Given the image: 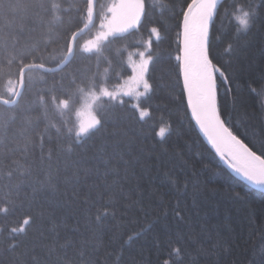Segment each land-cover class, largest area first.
<instances>
[{
    "label": "snow or ice",
    "instance_id": "6c2138e0",
    "mask_svg": "<svg viewBox=\"0 0 264 264\" xmlns=\"http://www.w3.org/2000/svg\"><path fill=\"white\" fill-rule=\"evenodd\" d=\"M90 5L92 17L95 4L92 0H86L88 17ZM71 7L69 4L65 10L62 2L56 0H0V55L6 58L7 64L15 62L18 65L20 87V91H17L9 81L6 92L0 94V162L9 165L6 172L9 180L19 172L21 179L17 188L24 185L31 188L34 194L58 192L72 206L75 217L69 226L66 220L57 222L52 213L45 216L42 211L39 217L29 215L23 223L32 226L33 238L22 240L20 234H27L25 228H12L0 242V264H124V244L134 242L145 232L152 231L153 224L127 234L126 240L122 241L121 234L113 230L109 222L117 218L123 221L134 210L145 218L150 214L155 215L157 220L169 215V209L162 202L158 204V215L154 209L151 213L145 210L144 188L140 178L133 182L137 174L130 172L128 161H124L121 168L110 155L103 152L89 156L80 151L86 139L91 140L109 125L114 126L111 135H119L120 130L115 127V122L120 119L118 110L125 105V97L155 94L154 84L149 82L150 68L156 59L151 36L154 34L156 41L165 38L166 18L177 20V37L181 44L176 56L180 61L176 84L180 86L181 93L176 99L186 95V107L191 110V118L203 131L215 154L244 179L264 188V126L258 130L255 126L251 130L245 126L243 131H237L235 122L229 123L231 118L223 114L220 90L221 87L225 93L230 90L228 81L231 77L228 68L220 63L215 53L219 36L213 33V24L219 14L220 0H169L166 11L159 17L155 16L145 0H121L119 5L108 8L112 15L110 18L104 17L108 20L107 31L90 41V46H84V52L98 54L101 51L99 41H110V38L118 40L133 29L139 30L143 24L149 25L150 34L147 50L137 52L140 62L133 68L134 75L123 86H113L111 90L98 75L84 77L79 67L74 66L78 33L73 30ZM61 11H65L66 20L57 17ZM239 11L244 15L242 23L250 31L264 20V0H260L259 5H241ZM9 13H12L11 17ZM53 20L65 26L62 36L55 33L64 41V54L56 60V67L45 68L44 63L35 62L39 48L32 38L37 28L47 25L50 39L45 43H55L56 40L51 39ZM227 52L233 55L236 49L229 44ZM28 57H32V60L26 63ZM228 63L231 64V61ZM37 68L51 74L52 79L49 81L46 76L41 77L42 87L33 90L31 85L26 86L25 71ZM83 95H89L98 102L103 115H94L87 125L81 124L77 129L70 113ZM158 99L167 107L166 101L172 98ZM51 110L68 116V120L59 124L48 122L47 116ZM147 114L140 109V117ZM41 123L45 125L43 129L39 128ZM29 131L34 133V140L27 139ZM159 135L164 137L163 128ZM20 140H25L23 147L19 144ZM20 153L27 161L25 164L17 159ZM201 166L206 167L202 162ZM181 174H184L183 180ZM161 175L164 180L160 187L154 189L153 197L165 186V181L177 192L182 188L187 190L191 184L192 203L197 204V197L201 193L195 160H189L182 150H178L167 160L157 163L153 179ZM81 182L83 190L79 186ZM171 213L178 224L187 226L188 231L177 227L179 234L175 239L171 236L166 240L157 238L154 245L156 251L167 257L161 264H200L201 258H210L211 264H225L231 255L230 247L218 233L214 235L204 224H201L199 232L196 231L192 216L198 215V211L181 208L180 201L176 200ZM2 235L3 230H0ZM131 264L142 262L133 259ZM147 264H151V261ZM253 264L257 262L253 261ZM258 264H264V249L260 250Z\"/></svg>",
    "mask_w": 264,
    "mask_h": 264
},
{
    "label": "trees",
    "instance_id": "16d2710c",
    "mask_svg": "<svg viewBox=\"0 0 264 264\" xmlns=\"http://www.w3.org/2000/svg\"><path fill=\"white\" fill-rule=\"evenodd\" d=\"M56 2H62V8L65 10L68 9L69 4L72 6L73 30L78 33L74 66L79 67L80 74L84 77L96 74L99 79L106 81V86L109 88L122 83L131 74L127 55L130 51L143 48L144 43L150 38L149 25L143 24L139 30L133 29L130 34H125L118 40L110 38V41H104L100 45L101 51L98 54H89L84 52L80 45L94 37L101 27L102 15L108 14V8L115 5L117 0H94V21L87 30H83L90 20L87 15L86 0H66V2L56 0ZM145 3L155 16L159 17L166 11L169 0H145ZM244 4L259 5L260 0L224 1L213 24V33L219 36L215 53L220 63L228 68L231 77L228 81L230 90L227 93L223 87L220 90L223 114L231 118L229 123L235 122L237 131H243L245 126L249 130L253 126L257 130L264 126V20L258 22L250 31L247 30L242 23L244 15L239 11L240 6ZM244 10L247 11V8ZM11 15L12 13H9L10 17ZM57 17L67 19L65 11L57 13ZM164 23L167 29L163 33L165 38L156 41L154 34L151 36L156 59L153 67L150 68L149 82L154 84L156 91L154 95L149 94L138 101L141 108L149 111L148 114L144 118L140 117L134 100L125 97V105L118 110L120 119L115 122V127L120 130L119 135L112 136L114 126L109 125L91 140L86 139L80 149L89 156L100 152L110 155L113 162L121 168L124 167V161H128L130 172L137 174L133 177V182L140 178V184L144 188L145 210L151 213L154 209L158 215L160 202L169 209V215L166 218L161 216L158 220L155 215L150 214L145 218L142 213L134 210L130 217L123 221L117 218L109 222L110 227L121 234L122 241L126 240L127 234L139 231L141 227L146 228L149 223L153 224L152 231L145 232L134 242L124 244L122 259L124 264H131L133 259L142 264H147L148 261H151V264H161L163 259L167 258L166 254L161 256L154 245L157 238L166 240L171 236L175 239L179 234L176 231L177 227L184 232L188 231L187 226L178 224L171 213V207L176 200H179L181 208L187 207L193 212L198 211V215L192 216L193 227L197 232L201 224H204L214 235L218 233L230 247L231 255L227 257L225 264H253V261L258 264L260 250L264 249V193L256 191L233 175L234 173L215 154L196 127L189 108L186 107V95L182 99H176L181 93L180 86L176 84L177 65L180 63L176 56L178 48L181 47L177 37L179 29L176 27L177 20L166 18ZM47 27L45 25L37 28L32 40L39 48L35 62L44 63L45 68H51L56 67V60L64 54V41L55 33H60L62 36L65 26L58 25L57 20H53L54 32L51 39L56 42L46 44L45 42L50 39ZM229 44L236 49L233 55L227 52ZM31 60L32 57H28L25 62ZM229 61L231 64L228 63ZM18 72L19 67L15 62L9 65L6 58L0 55V94L6 92L9 81L17 91L19 90ZM25 76L26 86L31 85L33 90L42 87L41 77L46 76L49 81L52 79L51 74L38 68L28 69ZM169 96L172 99L166 101L168 106L165 107L158 98ZM27 99L26 96L25 100ZM75 110L70 113V117L77 128ZM94 111L98 116L103 115L98 102L95 103ZM68 118L56 110H51L47 121L59 124ZM40 119L44 118L40 117ZM44 126V123H41L39 128L43 129ZM162 127L168 128L164 137L158 133ZM35 138L34 133L29 131L27 139L31 141ZM24 143L25 140L19 141L21 147ZM178 150H182L186 158L197 163L201 194L197 197L196 205L192 203L191 184L187 190L182 188L177 192L165 181V186L153 197L154 189L160 187L161 181L164 180L162 175L153 179L157 163L167 160ZM72 158L76 159L75 156ZM17 159L21 164L27 162L23 153H20ZM201 162L206 167H202ZM8 167L9 165L0 162V230H3L0 242L12 228L19 227L25 228L27 233L20 234V239L31 240L34 230L31 225L25 226L23 221L29 215L39 217L42 211L45 216L52 213L57 222L66 220L69 226L72 225L75 219L72 206L60 193L48 191L34 194L31 188L24 185L17 188L21 179L19 172L17 171L14 178L9 180L6 176ZM101 168H103L102 164ZM188 171L190 172V169ZM181 179H184V174H181ZM79 186L83 190V182ZM44 223L47 225L48 221L45 219ZM105 231L107 232V229ZM200 264H211V260L201 258Z\"/></svg>",
    "mask_w": 264,
    "mask_h": 264
},
{
    "label": "rangeland",
    "instance_id": "374dc122",
    "mask_svg": "<svg viewBox=\"0 0 264 264\" xmlns=\"http://www.w3.org/2000/svg\"><path fill=\"white\" fill-rule=\"evenodd\" d=\"M120 3H121V0H117V2H116L115 5H119ZM111 15L112 14L109 13V12H108V14L106 13V14H103L102 15V21L100 23V26L101 27L99 28V30L96 32V34L94 35V37L92 39L86 40L84 43H82L80 45L81 48H83L84 46H90L89 45V42L90 41H94L95 38L98 35H100L104 31H107L108 20L107 19H104V17L105 16H108L110 18ZM89 17H90V15H89ZM89 22H90V20H89ZM103 42H104V40H101V41H99V44L101 45ZM146 43L147 42L144 43L143 48H138V49H135L136 51H130L128 53V55H127V63H128V65H129V67L131 69V74L127 78H125L123 80V82L120 83L117 87L123 86L124 83H125V81H128L129 80V77L132 76V75H134L133 68H134L135 65L139 64V62H140V59L137 56V52H145L147 50L146 49ZM109 89L111 90V88H109ZM144 97L145 96H141V97H135V96H133L131 98L134 100V105L137 106V105H139L138 104V101L141 100ZM95 103H96V101H94L91 96H89V95H83V96H81V99H80L79 103L75 106V109H76L75 110V119H76V123H77V129H78V127L81 124L87 125L90 122L91 118L94 115L95 116H98L97 113H96V111H94ZM137 109L140 112V109H143V108L139 107ZM143 110L145 112H147V113L149 112L146 109H143ZM145 116H143L142 118H144ZM162 128L165 130V134H166L168 128L167 127H162Z\"/></svg>",
    "mask_w": 264,
    "mask_h": 264
},
{
    "label": "water",
    "instance_id": "95a60500",
    "mask_svg": "<svg viewBox=\"0 0 264 264\" xmlns=\"http://www.w3.org/2000/svg\"><path fill=\"white\" fill-rule=\"evenodd\" d=\"M94 0H92V2H93ZM224 1H226V0H220V3L222 4ZM90 7V22H89V24L83 29V30H87L91 25H92V23H93V21H94V14L92 15V17H91V5L89 6ZM83 32V31H82ZM27 71V70H26ZM25 71V72H26ZM18 91H20V87H19V90ZM193 119V121H194V123H195V125H196V127L198 128V130H199V132L201 133V135L203 136V138L206 140V142L209 144V146L215 151V149L213 148V146L210 144V142L208 141V139H207V137L205 136V134L203 133V131L199 128V126L196 124V121H195V119L194 118H192ZM218 155V154H217ZM221 159V158H220ZM224 163H225V165L228 167V165L226 164V162L223 160V159H221ZM229 168V167H228ZM233 173H235L236 175H238V176H240L242 179H243V181H245L248 185H255V184H252V183H250L249 181H247L246 179H244L241 175H239L238 173H236L234 170H232L231 168H229ZM256 186H258V185H256ZM259 188H261L260 186H258ZM261 189H263L264 190V188H261Z\"/></svg>",
    "mask_w": 264,
    "mask_h": 264
},
{
    "label": "bare ground",
    "instance_id": "6f19581e",
    "mask_svg": "<svg viewBox=\"0 0 264 264\" xmlns=\"http://www.w3.org/2000/svg\"><path fill=\"white\" fill-rule=\"evenodd\" d=\"M189 111H190V115H191V110H190V108H189ZM193 120V119H192ZM235 177H237L238 179H240V180H242L243 181V179L240 177V176H238V175H236L235 173L233 174ZM251 188H253V189H255L256 191H258V192H261V193H264V190L263 189H261V188H259L258 186H256V185H249Z\"/></svg>",
    "mask_w": 264,
    "mask_h": 264
}]
</instances>
